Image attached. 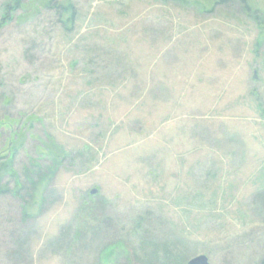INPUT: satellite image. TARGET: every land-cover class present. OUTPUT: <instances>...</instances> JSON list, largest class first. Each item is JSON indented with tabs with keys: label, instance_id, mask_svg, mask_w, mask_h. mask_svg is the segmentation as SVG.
Returning <instances> with one entry per match:
<instances>
[{
	"label": "rangeland",
	"instance_id": "374dc122",
	"mask_svg": "<svg viewBox=\"0 0 264 264\" xmlns=\"http://www.w3.org/2000/svg\"><path fill=\"white\" fill-rule=\"evenodd\" d=\"M0 23V264H264V0Z\"/></svg>",
	"mask_w": 264,
	"mask_h": 264
},
{
	"label": "trees",
	"instance_id": "16d2710c",
	"mask_svg": "<svg viewBox=\"0 0 264 264\" xmlns=\"http://www.w3.org/2000/svg\"><path fill=\"white\" fill-rule=\"evenodd\" d=\"M222 1L224 2L225 0H222ZM17 6H18V1L15 3V6H13V9H15V7H17ZM8 13H9V10L7 9L6 12H5L6 18H8V16H7ZM1 27H2V23H0V28ZM262 197H264V194H262ZM151 258H152L151 256H150V258L147 256L145 258L146 261L145 260H143V261L147 262L146 264H155L156 260L155 259H151ZM164 264H167V262H165ZM168 264H186V263H185V258L178 257V258H173L172 262L168 263Z\"/></svg>",
	"mask_w": 264,
	"mask_h": 264
},
{
	"label": "water",
	"instance_id": "95a60500",
	"mask_svg": "<svg viewBox=\"0 0 264 264\" xmlns=\"http://www.w3.org/2000/svg\"><path fill=\"white\" fill-rule=\"evenodd\" d=\"M97 193V190L92 189L89 191V195H95ZM186 264H209L208 259L204 255H196L189 259Z\"/></svg>",
	"mask_w": 264,
	"mask_h": 264
}]
</instances>
